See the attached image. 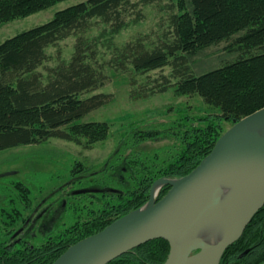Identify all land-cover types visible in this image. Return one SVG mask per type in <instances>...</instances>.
<instances>
[{"label":"trees","instance_id":"trees-1","mask_svg":"<svg viewBox=\"0 0 264 264\" xmlns=\"http://www.w3.org/2000/svg\"><path fill=\"white\" fill-rule=\"evenodd\" d=\"M60 1L0 0V26ZM158 1L83 0L0 43V151L52 138L86 149L105 141L108 122L79 120L114 98L113 93H95L110 79L108 69L127 74L134 100L174 88L180 95H200L221 113L220 117H197L180 111L171 129L180 144L169 145L163 152L136 149L163 131L136 128L126 133L119 151L102 170L73 182L75 186L86 181L100 188L120 187L124 193L96 194L98 202L82 208L90 219L47 243L31 247L0 238V264H53L72 244L145 205L158 178H179L191 172L225 132L221 120L234 124L264 107V0H171L167 27L157 39L150 42L149 37H139L117 45L115 36L144 20L143 7ZM99 24L104 27L92 34ZM238 33L242 34L229 47L238 52L235 60L202 74L195 72L191 56ZM70 37H75L70 58H64L61 50L52 57L49 47ZM103 48L109 54L106 59ZM52 60L55 63L48 65ZM71 170L72 175L84 172L78 166ZM169 189L163 186L158 199ZM169 251V242L159 238L108 264H164ZM220 264H264V206Z\"/></svg>","mask_w":264,"mask_h":264},{"label":"water","instance_id":"water-1","mask_svg":"<svg viewBox=\"0 0 264 264\" xmlns=\"http://www.w3.org/2000/svg\"><path fill=\"white\" fill-rule=\"evenodd\" d=\"M165 185L170 189L158 199ZM102 191L116 189L73 193ZM149 196L142 207L69 246L53 264H108L159 238L170 244L164 264H219L264 206V107L227 129L187 175L158 178ZM209 226L220 233L217 242L205 236Z\"/></svg>","mask_w":264,"mask_h":264},{"label":"rangeland","instance_id":"rangeland-1","mask_svg":"<svg viewBox=\"0 0 264 264\" xmlns=\"http://www.w3.org/2000/svg\"><path fill=\"white\" fill-rule=\"evenodd\" d=\"M80 1L83 0H62L53 6L24 14L2 24L0 26V43L24 30L49 21L58 10ZM171 2V0H160L144 6V20L132 23L121 30L115 36V43L121 46L139 37H149L150 42L157 39L162 29L167 27ZM100 27H104V25L99 24L91 33H98ZM241 34L238 33L230 40L223 41L218 45L206 47L191 56L190 60L195 72L202 74L235 60L238 57V52L230 51L229 47L234 39ZM74 43L75 37H70L60 41L56 46L49 47L48 51L52 57H55L61 50L62 56L68 59L73 53ZM103 53L104 59L108 58L109 54L105 48H103ZM54 63L55 60H52L47 64L53 65ZM108 73L110 79L95 93H113L114 98L79 120V122H108L110 125L108 138L96 143L91 149H86L67 140L52 138L40 144L18 146L0 151V174L17 171L15 175L0 178V202L4 199L2 195L4 187L8 185L12 187L13 182L16 181H22L28 185L32 194H36L35 196L40 200L49 191L51 193L75 174L89 175L102 170L107 162L109 163L111 157L119 151V145L124 135L132 129L163 131L159 138L144 141L137 145V148L135 147L149 153L163 152L169 145L176 142L180 144L178 138L171 133L172 122L180 118V111L197 117H220L219 108L207 104L200 95H180L174 88L164 93L134 100L130 96L127 74L113 69H108ZM220 122L225 131L233 125L227 120ZM76 166L82 167L84 172H73L74 175H71V169ZM76 186L87 188L88 184L83 181ZM5 194L8 195V191ZM35 196L30 195L31 198H35ZM55 197L59 202H54L50 212L40 220L31 234L32 239H35L34 243H40L48 236L63 234L67 227L75 224L79 219L81 221L90 219V214L82 213L79 209L73 211L61 208L60 204L66 198L64 193L57 194Z\"/></svg>","mask_w":264,"mask_h":264},{"label":"flooded vegetation","instance_id":"flooded-vegetation-1","mask_svg":"<svg viewBox=\"0 0 264 264\" xmlns=\"http://www.w3.org/2000/svg\"><path fill=\"white\" fill-rule=\"evenodd\" d=\"M123 170L126 171L125 166H123ZM16 173L17 171L2 173L0 174V178L15 175ZM86 176V174H75L74 176L67 179L61 186L51 191V193L49 191L40 200H38V198L35 196L36 194H32L31 188L22 181L13 182L12 187L10 185L5 186L2 193L4 199L0 202V238L10 239V244L25 246L29 245L31 247L49 242L50 238L53 236H48L40 243H34L33 240L35 239H32L31 234L40 220L50 212L54 202H59V200H57L55 197L57 194L64 193L66 196V198L60 204L61 208L70 210L72 209L73 211L79 209L82 211V208H85L86 204L92 206L93 204L97 203L99 197L96 194L103 193L104 191L74 194L73 192L75 190L87 188L106 189L92 186L88 183L87 188H82L81 186L77 187L73 184V182H78L80 179H83ZM17 186L24 187L25 191L19 193ZM113 189H116V191L106 192L116 194L124 193V190H122L120 187H114ZM6 191H8V195L5 194ZM30 195H34L35 198H31ZM81 222L83 221L79 219L78 222L72 224L70 227H67L63 233L67 232L69 228L74 227L77 225V223Z\"/></svg>","mask_w":264,"mask_h":264},{"label":"bare ground","instance_id":"bare-ground-1","mask_svg":"<svg viewBox=\"0 0 264 264\" xmlns=\"http://www.w3.org/2000/svg\"><path fill=\"white\" fill-rule=\"evenodd\" d=\"M205 236L207 237V239L209 240V242H217L219 240V236H220V233L218 232H214V229L212 227H207L205 229ZM207 234L210 236L208 237Z\"/></svg>","mask_w":264,"mask_h":264},{"label":"built area","instance_id":"built-area-1","mask_svg":"<svg viewBox=\"0 0 264 264\" xmlns=\"http://www.w3.org/2000/svg\"><path fill=\"white\" fill-rule=\"evenodd\" d=\"M156 196H157V197L159 196V192L156 194Z\"/></svg>","mask_w":264,"mask_h":264}]
</instances>
